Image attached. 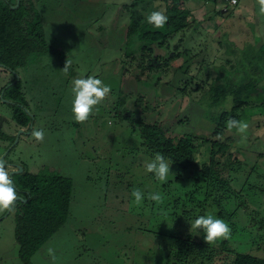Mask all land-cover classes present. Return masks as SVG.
Wrapping results in <instances>:
<instances>
[{"label": "rangeland", "instance_id": "rangeland-1", "mask_svg": "<svg viewBox=\"0 0 264 264\" xmlns=\"http://www.w3.org/2000/svg\"><path fill=\"white\" fill-rule=\"evenodd\" d=\"M134 1V10L142 15L167 8L164 0H32L50 51L30 59L14 76L12 72L4 75L0 69V94L4 83L15 77L21 83L23 111L33 116L31 127L23 133L12 118L15 106L0 97V126L11 125L9 131L15 135L14 147L4 160L0 148V164L13 162L31 173L71 180L66 221L30 256L29 264H173L174 245L169 236L196 232L190 228L193 221L188 222L182 210L175 212L171 207L173 199L183 200L195 188L191 180L174 182L176 172L187 171L170 166L174 175L167 182L157 181L145 170L156 154L145 144L159 136L169 153L181 161L201 164L208 158L204 140L212 126L205 120L201 104L207 101L208 88L218 81L221 68L229 73L237 70L235 79L249 71L237 67L235 59L247 45L256 44V31L264 43V14L256 0H237L234 5L219 0L185 1L177 10L181 18L173 28L186 27L179 50L187 47V58L196 56L186 62L187 58H174L165 66L163 58L177 38L170 41L169 49L154 46L160 68L153 70L145 83L144 77L138 81L135 77L139 56L128 68L124 57L126 49L135 47L125 43L129 5ZM219 9L224 11L218 14ZM67 58L73 63L65 74L61 70ZM87 76L101 79L111 92L87 121L76 123L71 112L72 81ZM244 121L254 151L264 155V114L256 112ZM34 129L44 132L42 142L31 135ZM228 135L235 140L233 145L241 137ZM232 151L245 159L235 147ZM262 164L256 166L254 183L259 174L264 178ZM134 189L145 194L141 206L133 204ZM156 192L164 197L160 204L147 199L149 193ZM253 194L254 200L264 202L263 194ZM239 215L241 211L235 220L246 225ZM14 229V212L0 213V264H27L18 254ZM228 240L236 252L264 258V243L256 249L253 234L237 231ZM186 246L184 243L183 259ZM50 248L55 261L48 254ZM234 255L221 251L211 264H231Z\"/></svg>", "mask_w": 264, "mask_h": 264}, {"label": "trees", "instance_id": "trees-1", "mask_svg": "<svg viewBox=\"0 0 264 264\" xmlns=\"http://www.w3.org/2000/svg\"><path fill=\"white\" fill-rule=\"evenodd\" d=\"M167 3V24L163 29H154L146 22L148 15L135 11L136 2H132L129 22L126 27V45L134 46L126 49L124 57L128 60L127 68L138 57L136 67L139 73L136 81L144 77L147 83L153 70L160 68V61L154 51L169 49L170 41L177 38L175 46L164 59L166 66L174 58L188 56L189 48L179 50L183 45L186 27L173 28L180 21L181 13L177 12L187 0H164ZM204 2L217 0H200ZM223 1V0H219ZM0 0V68L16 72L25 68L30 59L49 52L46 44L42 20L32 0ZM227 9V7H225ZM222 9L217 11L221 14ZM173 28V29H172ZM195 30L193 27L191 31ZM256 44L247 45L240 57L235 59L237 67H247L237 78L221 68L217 75V82L211 83L207 91V101L202 102L205 120L212 126L204 142L208 147V158L203 163L194 160L181 161L169 153V148L159 136L149 140L145 145L150 153H161L171 160V166L186 170L188 174L180 171L174 175V182L182 183L185 179L191 180L194 189L190 196L183 200L173 199V210L184 213L188 222L194 221L200 215L211 213L215 218L224 220L231 228V235L240 231L244 234H253L255 248L260 242L264 243V202L254 200L255 191L264 195V178L254 174L260 163L264 164V155L255 152L247 138L244 144L233 145L226 129V121L230 118L245 120L256 112L264 114V43L258 31ZM194 33V32H193ZM196 55L189 56L185 62ZM195 58V57H194ZM227 62H230L227 60ZM181 67V66H180ZM232 67V65L230 66ZM14 79H16L14 77ZM141 81V80H140ZM198 86V85H197ZM3 96L11 101L15 107L12 118L19 127H28L30 117L23 111L26 107L21 91L20 81L3 88ZM184 89H181L183 92ZM207 110V111H206ZM204 117V116H203ZM143 129V127H142ZM230 133H236L233 129ZM145 138V135H142ZM238 137V135H237ZM242 153L245 159L237 157L232 148ZM252 156L250 160L246 158ZM262 164V165H263ZM13 185L23 200L18 201L15 207V242L18 245V254L24 262L33 255L66 221L71 196V180L59 175H45L31 173L23 170L12 176ZM195 196L199 200H195ZM251 203L254 207H250ZM192 207L187 209L186 207ZM245 218L246 225L241 226L237 219V212ZM252 230L255 233H252ZM174 245L173 264H211L213 259L221 252H234L231 264H264V258L250 253L236 252L230 246L229 240H220L215 244H206L203 233L189 232L186 234H172L169 236ZM186 243L187 257H181L183 244Z\"/></svg>", "mask_w": 264, "mask_h": 264}, {"label": "clouds", "instance_id": "clouds-1", "mask_svg": "<svg viewBox=\"0 0 264 264\" xmlns=\"http://www.w3.org/2000/svg\"><path fill=\"white\" fill-rule=\"evenodd\" d=\"M259 6V12L264 14V0H256ZM167 8L160 7L158 11L151 12L146 22L154 29H163L168 22L169 17L166 14ZM73 61L66 59L63 69L65 74L68 73ZM111 87L105 85L103 81L94 76L86 78H78L72 81L71 94L73 96L71 104L72 118L76 123H84L93 114V109H97L105 99L109 96ZM249 125L246 121L230 118L226 121V129L232 132L233 129L241 136L240 144H244L247 140V129ZM31 135L37 142H42L44 132L42 130H33ZM173 162L165 158L161 153H156L151 160L145 164L147 173L153 174L155 179L161 183L167 182L170 175V166ZM133 204L141 206L145 199V194L140 189H134L131 193ZM147 199L160 204L164 197L161 193H149ZM19 200L18 193L13 185L9 171L3 164H0V213L14 212L16 203ZM191 230L197 234L203 233L206 244H215L220 240H227L231 235V228L222 219L215 218L212 214L200 215L190 225ZM48 254L55 261L56 257L53 249L48 250Z\"/></svg>", "mask_w": 264, "mask_h": 264}, {"label": "flooded vegetation", "instance_id": "flooded-vegetation-1", "mask_svg": "<svg viewBox=\"0 0 264 264\" xmlns=\"http://www.w3.org/2000/svg\"><path fill=\"white\" fill-rule=\"evenodd\" d=\"M0 69H1V73L4 74V75H5V72L6 73L7 72H12L13 76L15 74V72H13L11 70H6L4 68H0ZM16 81H17L16 79H12V80L6 81L4 83L3 88L8 87L9 85L15 83ZM2 91L4 92V90H2ZM31 124L32 123L30 121L28 127H19V126H17V128H21L22 132L25 133L29 129V127H31ZM10 127L12 128L11 125H8L7 128L2 129L1 126H0V148H3V153H6L5 155L10 153V151L13 149L14 143H15L14 142L15 141V135H12V133L9 131ZM12 130L15 131L14 129H12ZM28 143L29 142H27L26 144H28ZM5 167L7 168V171H11V173H10L11 178H12L13 175L19 174V173L23 172V170H24L19 164L13 163V162L8 163ZM19 167H21V172L15 173L14 171H18ZM28 172H30V171L28 170ZM19 198L20 199L18 201L23 200L20 196H19Z\"/></svg>", "mask_w": 264, "mask_h": 264}, {"label": "water", "instance_id": "water-1", "mask_svg": "<svg viewBox=\"0 0 264 264\" xmlns=\"http://www.w3.org/2000/svg\"><path fill=\"white\" fill-rule=\"evenodd\" d=\"M18 4H19V0H16V4H15V6H13V8H16L17 6H18ZM224 10H222V12H223ZM2 96H3V91H1V94H0V97L2 98ZM30 115V117L31 118H33V116L31 115V114H29ZM5 154L6 153H3V155H2V157H1V160H4V156H5ZM15 173H19V172H21V167H19L18 168V171H14ZM20 199V198H19Z\"/></svg>", "mask_w": 264, "mask_h": 264}, {"label": "built area", "instance_id": "built-area-1", "mask_svg": "<svg viewBox=\"0 0 264 264\" xmlns=\"http://www.w3.org/2000/svg\"><path fill=\"white\" fill-rule=\"evenodd\" d=\"M222 2H223V3H228V4H230V5H234V4L237 3V0H223Z\"/></svg>", "mask_w": 264, "mask_h": 264}]
</instances>
